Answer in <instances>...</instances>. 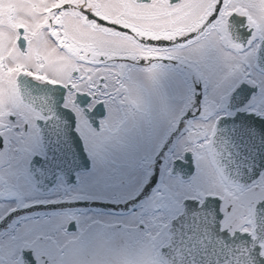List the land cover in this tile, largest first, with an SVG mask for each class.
<instances>
[{
  "label": "flooded vegetation",
  "instance_id": "af4514ba",
  "mask_svg": "<svg viewBox=\"0 0 264 264\" xmlns=\"http://www.w3.org/2000/svg\"><path fill=\"white\" fill-rule=\"evenodd\" d=\"M263 41L264 0H0V264H264Z\"/></svg>",
  "mask_w": 264,
  "mask_h": 264
},
{
  "label": "water",
  "instance_id": "95a60500",
  "mask_svg": "<svg viewBox=\"0 0 264 264\" xmlns=\"http://www.w3.org/2000/svg\"><path fill=\"white\" fill-rule=\"evenodd\" d=\"M263 46H264V41H263ZM263 137H264V126H263ZM264 156V154H263ZM263 161H264V158H263ZM221 168V170L223 171L222 174H224V176L228 177L231 181L233 182H240L239 179L235 178L233 175L229 174V170L231 169L230 167L228 166H219V169ZM257 170V168H255V171ZM252 171H254V168H252ZM242 180V179H241ZM214 203L212 200L210 199H206L201 205H198L194 202H191V201H188L185 205V207L187 208H210V207H214ZM237 244H239V241H243V237L241 235H238L237 236ZM236 250H241L239 248V246L236 247ZM236 264H249V262H238ZM250 264H255V263H250Z\"/></svg>",
  "mask_w": 264,
  "mask_h": 264
}]
</instances>
